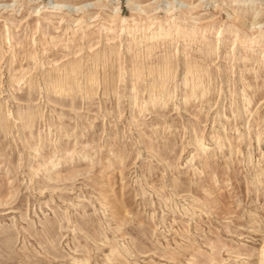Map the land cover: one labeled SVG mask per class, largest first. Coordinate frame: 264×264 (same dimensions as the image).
Masks as SVG:
<instances>
[{
	"label": "rangeland",
	"instance_id": "1",
	"mask_svg": "<svg viewBox=\"0 0 264 264\" xmlns=\"http://www.w3.org/2000/svg\"><path fill=\"white\" fill-rule=\"evenodd\" d=\"M263 245L264 0H0V264Z\"/></svg>",
	"mask_w": 264,
	"mask_h": 264
},
{
	"label": "bare ground",
	"instance_id": "2",
	"mask_svg": "<svg viewBox=\"0 0 264 264\" xmlns=\"http://www.w3.org/2000/svg\"><path fill=\"white\" fill-rule=\"evenodd\" d=\"M83 1H85V0H80V2H83ZM51 17V16H50ZM79 24H81V23H79ZM125 29V28H124ZM110 31V30H109ZM162 31V30H161ZM223 30H220L219 31V33H221ZM147 32V31H146ZM160 32V31H159ZM158 32V33H159ZM165 34V33H164ZM83 35V34H82ZM170 36V35H169ZM157 37V36H156ZM155 37V38H156ZM254 37V36H253ZM256 37V36H255ZM8 38V37H7ZM150 38V37H149ZM259 38V37H258ZM8 40V39H7ZM156 40H157V38H156ZM165 40V39H164ZM188 40V39H187ZM191 40V39H190ZM9 41H11V39L9 38ZM68 41H70V40H68ZM63 43V42H62ZM67 43V42H66ZM252 43H254V42H252ZM68 44V43H67ZM71 44V43H70ZM138 45V44H137ZM128 46V45H127ZM115 51V50H114ZM95 58V57H94ZM95 64V63H94ZM72 66V65H71ZM91 66H92V64H91ZM79 67V66H78ZM196 67V66H195ZM81 68V67H80ZM76 69V68H75ZM71 70V69H70ZM160 71H162L161 69H160ZM164 71V70H163ZM74 72H76V71H74ZM154 72V71H153ZM155 72H156V70H155ZM165 72V71H164ZM47 73H48V71H47ZM157 73V72H156ZM159 73V72H158ZM157 73V74H158ZM163 73V72H162ZM166 73V72H165ZM49 74V73H48ZM52 74V73H51ZM72 74H73V72H72ZM90 74V73H89ZM153 74V73H152ZM167 74V73H166ZM87 75V74H86ZM155 75V74H154ZM153 75V77H156V76H154ZM159 75V74H158ZM91 77V76H90ZM114 77V76H113ZM167 77L168 76H162V74H160V79H159V81H165L166 79H167ZM91 78H93V77H91ZM90 78V79H91ZM96 78V77H95ZM116 78V77H115ZM114 78V79H115ZM49 79V78H48ZM54 79V78H53ZM76 80H77V78H76ZM89 80V79H88ZM93 80H94V78H93ZM93 80H92V82H93ZM168 80V79H167ZM75 81V80H74ZM90 81V80H89ZM65 82V81H64ZM67 82V81H66ZM79 82V81H78ZM77 83V82H76ZM157 83V82H156ZM51 84V83H50ZM55 84V83H54ZM87 84H89V83H87ZM91 84H93V83H91ZM91 84H89L90 86H91ZM165 84V83H164ZM48 85V84H47ZM94 85V84H93ZM59 86V85H58ZM50 87H52V86H50ZM69 87V86H68ZM85 87H86V85H85ZM188 87V86H187ZM56 88V87H55ZM52 89V88H51ZM68 89V88H67ZM54 90V89H53ZM89 90V89H88ZM92 90V89H91ZM160 90V89H159ZM55 91L57 92L58 91V89H55ZM78 91V90H77ZM66 92V88H63V85H62V88H60V91H59V93L58 94H64ZM157 92H159V94L160 93H162L163 91H157ZM68 93V92H67ZM66 94V93H65ZM64 94V95H65ZM87 94V93H86ZM168 94V93H167ZM162 95V94H161ZM169 95V94H168ZM167 95V96H168ZM154 98V97H153ZM162 99V98H161ZM157 100V99H156ZM159 100V99H158ZM154 101V100H153ZM251 100L249 99V102H250ZM204 151V150H203ZM256 263L257 264H264V245H263V248H262V252H261V254L259 255V257H258V260L256 261Z\"/></svg>",
	"mask_w": 264,
	"mask_h": 264
}]
</instances>
